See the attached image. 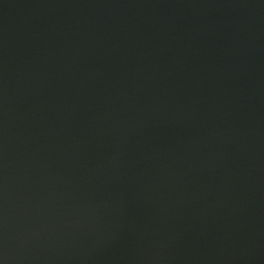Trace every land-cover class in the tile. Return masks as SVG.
Returning a JSON list of instances; mask_svg holds the SVG:
<instances>
[{"label":"water","instance_id":"water-1","mask_svg":"<svg viewBox=\"0 0 264 264\" xmlns=\"http://www.w3.org/2000/svg\"><path fill=\"white\" fill-rule=\"evenodd\" d=\"M0 264H264V0H0Z\"/></svg>","mask_w":264,"mask_h":264}]
</instances>
